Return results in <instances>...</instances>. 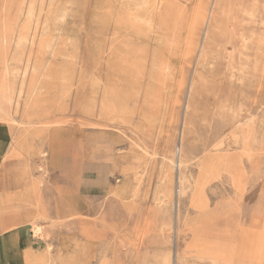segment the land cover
I'll list each match as a JSON object with an SVG mask.
<instances>
[{
  "label": "rangeland",
  "instance_id": "1",
  "mask_svg": "<svg viewBox=\"0 0 264 264\" xmlns=\"http://www.w3.org/2000/svg\"><path fill=\"white\" fill-rule=\"evenodd\" d=\"M9 134L25 264H264V0H0Z\"/></svg>",
  "mask_w": 264,
  "mask_h": 264
},
{
  "label": "crops",
  "instance_id": "2",
  "mask_svg": "<svg viewBox=\"0 0 264 264\" xmlns=\"http://www.w3.org/2000/svg\"><path fill=\"white\" fill-rule=\"evenodd\" d=\"M11 141V135H7L5 137H0V160L3 156V154H5V149H6V146L4 145H7L9 144ZM259 200V198H258ZM261 201L259 200L257 202V204H259ZM256 204V203H255ZM256 204V205H257ZM258 207V205H257ZM255 212V211H253ZM255 217V216H254ZM253 218V216H252ZM0 249H1V262L2 264H9L10 263V260L12 258H10L14 253V248L15 246L19 247V246H23V250L21 251V256L18 255L19 253H17V255L19 257H21L24 262H25V251L27 248H29V250L32 252V254L34 255L35 253L33 252V247H30L32 245V243L30 244H27V241H28V238H31L30 236L28 235H25L23 236L22 238H17L15 235H14V232L13 231H6L4 228H2L0 230ZM34 239V238H33ZM36 240V239H34ZM180 259V264H181V258ZM14 264V263H12Z\"/></svg>",
  "mask_w": 264,
  "mask_h": 264
},
{
  "label": "bare ground",
  "instance_id": "3",
  "mask_svg": "<svg viewBox=\"0 0 264 264\" xmlns=\"http://www.w3.org/2000/svg\"><path fill=\"white\" fill-rule=\"evenodd\" d=\"M211 18H212V16L210 15L209 16V21L211 20ZM209 36V28L208 27H206L205 28V30H204V33H203V38H204V40H206L207 39V37ZM201 49H202V51H203V49H204V47H203V44H201ZM195 82L192 84L191 83V85H190V89H191V94L192 95H194L195 94ZM183 134L181 135V140L183 139ZM186 158V157H185ZM182 159V158H181ZM179 163L180 164H182V163H184L183 162V159L182 160H180L179 161ZM217 165L218 166H220L221 168L223 167L224 168V163L223 162H221V163H218V164H215V166H212L213 167V170L214 169H216V167H217ZM230 170H234L233 168H230ZM233 173V177H234V181H237V177H236V174H235V172H232ZM108 179H109V176L108 175H102V177L100 178V181L99 182H101V186L103 187V188H106V186H107V181H108ZM238 186V185H237ZM239 187V186H238ZM181 191L183 190L182 188L180 189ZM242 190V189H241ZM180 200V199H179ZM195 201V205H196V207L198 206H200V205H202L206 210L205 211H207L208 212V203H207V200L203 197V195H202V192H200L199 191V189L196 191V193H195V196H194V198H193V202ZM238 204H237V209H238ZM206 214V213H205ZM207 215V214H206ZM86 218V217H85ZM257 219V217H254V219L252 220V221H256V219ZM33 229L35 230V231H38L39 230V227H38V225H34L33 226ZM240 232H242V230H241V228H240ZM245 234V233H244ZM28 242V241H27ZM50 246V245H49ZM30 247H33V248H41V246L38 244V243H33ZM23 246H22V249H20V250H17L16 251V253L13 255V259H12V263H14V264H25V262H24V260L21 258V257H19L18 255H20L21 254V251L23 250ZM34 250V249H33ZM17 253H19L18 255H17ZM21 256V255H20ZM69 258V257H68ZM50 260L51 261H53V256H50ZM62 264H73V263H71V262H63Z\"/></svg>",
  "mask_w": 264,
  "mask_h": 264
}]
</instances>
